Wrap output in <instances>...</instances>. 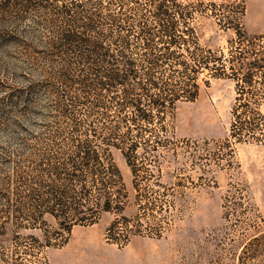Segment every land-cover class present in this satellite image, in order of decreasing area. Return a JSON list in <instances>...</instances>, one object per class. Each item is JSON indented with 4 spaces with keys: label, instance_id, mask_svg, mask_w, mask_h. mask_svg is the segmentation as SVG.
I'll return each mask as SVG.
<instances>
[{
    "label": "rangeland",
    "instance_id": "374dc122",
    "mask_svg": "<svg viewBox=\"0 0 264 264\" xmlns=\"http://www.w3.org/2000/svg\"><path fill=\"white\" fill-rule=\"evenodd\" d=\"M89 16L109 57L85 71L63 36ZM262 50L264 0H0V264H264ZM124 67L127 85L83 90ZM191 75L197 98L166 116L117 111L123 88L165 96ZM87 129L135 144L134 172L108 147L122 210L66 231L44 211L41 158L50 133Z\"/></svg>",
    "mask_w": 264,
    "mask_h": 264
},
{
    "label": "trees",
    "instance_id": "16d2710c",
    "mask_svg": "<svg viewBox=\"0 0 264 264\" xmlns=\"http://www.w3.org/2000/svg\"><path fill=\"white\" fill-rule=\"evenodd\" d=\"M80 26L82 31L76 32L70 28L63 36L66 50L74 52L80 49L78 58L85 62V65L93 59L106 60L109 54L99 39L92 18L87 17ZM261 53L264 54V50ZM220 64L222 66V63ZM219 66L214 63L211 66L203 67L216 76L219 75L215 72L221 68ZM228 67L232 69L231 66ZM84 70H91V67L87 65ZM192 73H195V70ZM134 78L135 76L131 74L129 68L124 67L123 71L120 68H115L105 76L93 81L86 78L83 90L91 93L94 91V96L101 97L114 85H127L128 81L134 80ZM240 80L245 82L246 77L243 76ZM151 85L156 88L154 83ZM130 91L132 88L122 89L121 99L123 101L117 103V111L121 112L124 107H129L128 119L131 124L137 120L141 123H148L149 119L154 116L168 115L174 110L177 101H194L198 96L199 86L196 83V77L191 75L176 92H170L165 96L156 94L155 97L147 96L144 99L134 97L126 102L125 98L130 94ZM92 104L96 108H103L98 98H95ZM58 108H60L59 105ZM235 126V123L232 124V131L237 128ZM74 131H77L76 128ZM48 136L49 143L44 145L45 152L43 156L41 155V159L47 163L48 180L50 181L48 197L43 201L46 203L44 211L51 218L59 220V226L66 231L75 225L93 224L98 219L100 212L112 210L120 212L122 205L119 203L125 195H122L117 189L114 190V196L110 197L107 191L109 186H116L118 181L116 167L107 154L108 147L111 146L120 151L133 173L130 159L135 157L136 145L128 146V152H125L122 146L123 140L115 137L112 133L97 140L96 136L90 133V129L74 134L73 138L66 137L65 140L61 139L59 132L50 133ZM127 154L131 156L129 157ZM31 219L34 221L36 217H31ZM46 244L49 245V242ZM118 244L123 245L124 243Z\"/></svg>",
    "mask_w": 264,
    "mask_h": 264
}]
</instances>
